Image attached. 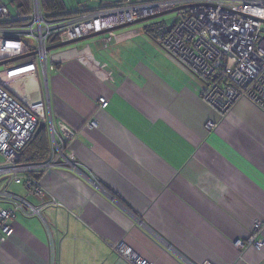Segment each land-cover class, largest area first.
Listing matches in <instances>:
<instances>
[{
	"label": "crops",
	"instance_id": "crops-1",
	"mask_svg": "<svg viewBox=\"0 0 264 264\" xmlns=\"http://www.w3.org/2000/svg\"><path fill=\"white\" fill-rule=\"evenodd\" d=\"M117 1L59 0L65 15ZM145 26L56 49L63 58L37 70V101L9 84L23 103L44 100L51 112L56 130L46 122L41 131L50 154L36 164L48 162L62 141L60 124L75 137L41 170L45 198L57 204L43 218L18 213L10 221L0 264H131L114 250L120 242L153 264H186L181 256L193 264H264V245L235 246L264 222V110L241 98L221 116ZM24 78L13 80L25 88ZM7 188L36 205L46 201L24 184Z\"/></svg>",
	"mask_w": 264,
	"mask_h": 264
},
{
	"label": "built area",
	"instance_id": "built-area-1",
	"mask_svg": "<svg viewBox=\"0 0 264 264\" xmlns=\"http://www.w3.org/2000/svg\"><path fill=\"white\" fill-rule=\"evenodd\" d=\"M169 14L176 15L173 21H160ZM159 15L163 16L154 18ZM11 19V10L0 1V62L34 52V60H39L45 71L49 61L57 62L63 58L49 51L55 44L97 33L108 34L104 39L110 41L116 28L141 20H157L146 24L145 31L198 79L201 96L209 107L225 116L236 101L248 98L264 110V0H120L97 10L56 20H48L40 0H34L28 22L7 25ZM10 65H3L6 69L0 74L23 67H33L34 73H38L35 62L17 67ZM100 102L103 108L107 107L106 98H101ZM46 122L56 130L44 100L33 106L23 103L0 77V153L4 157L0 163V181L5 185H0V201L9 205L0 207V244L13 235L10 221L18 213L43 218L44 208L57 204L55 200H46L40 179L35 174L57 163V156L63 155L66 141L73 139L75 133L60 124L62 141L55 144L48 162L25 164L20 161L21 151L39 126ZM95 122L87 126L91 127ZM215 125V121L209 120L206 126L212 129ZM11 182L24 184L29 195L46 201L36 205L9 192L7 187ZM263 226V221L255 223L251 237L236 241L235 246L240 251L250 245L263 247L264 240L259 236ZM113 248L131 264H153L124 242ZM181 258L186 264H193Z\"/></svg>",
	"mask_w": 264,
	"mask_h": 264
},
{
	"label": "trees",
	"instance_id": "trees-1",
	"mask_svg": "<svg viewBox=\"0 0 264 264\" xmlns=\"http://www.w3.org/2000/svg\"><path fill=\"white\" fill-rule=\"evenodd\" d=\"M5 3L9 9L11 10L12 19L7 23L21 25L28 22V18L30 17L33 3L30 4V0H11V3L16 5L15 12L10 8V2H6L4 0H0ZM120 1V0H119ZM118 2V1H117ZM41 7L43 12L46 14V18L48 20H56L64 17H72L77 14L65 15L63 13L65 9L59 0H41ZM85 12V11H83ZM82 13V11H81ZM80 14V13H79ZM8 25V24H7ZM42 125V124H41ZM39 126L35 135L31 138L28 144L21 151V163L35 164L37 160L42 161L45 160V157L50 154V147L48 146L47 137L41 131H44L47 128V123L43 124V126ZM42 173L35 174L37 179H41Z\"/></svg>",
	"mask_w": 264,
	"mask_h": 264
},
{
	"label": "bare ground",
	"instance_id": "bare-ground-1",
	"mask_svg": "<svg viewBox=\"0 0 264 264\" xmlns=\"http://www.w3.org/2000/svg\"><path fill=\"white\" fill-rule=\"evenodd\" d=\"M145 23V22H144ZM33 68V67H32ZM29 68V67H23L20 68V70H13L10 71L8 73H4V75L2 76L4 78V81L7 82V84L11 85L12 87H14V89L18 92V93H23V92H30L32 94L31 96V100L33 101H37L38 100V96H37V92H38V82H37V77L36 74L34 73L33 69ZM20 77V79H22V77L24 76V82L26 84V87L23 88L25 85L21 86L17 84V81L13 80L15 76Z\"/></svg>",
	"mask_w": 264,
	"mask_h": 264
},
{
	"label": "water",
	"instance_id": "water-1",
	"mask_svg": "<svg viewBox=\"0 0 264 264\" xmlns=\"http://www.w3.org/2000/svg\"><path fill=\"white\" fill-rule=\"evenodd\" d=\"M161 16H163V15H159V16H156L154 18L161 17ZM151 19H153V18H151ZM144 21L145 20L136 21V22L130 23L128 25L138 24V23H142ZM170 29H171V27H170ZM98 35H100V34L97 33V34H93V35H90V36H87V37H83V38L78 39V40H75V41L58 43V44H55V45L49 47V51H52V50H56V49L65 47L67 45L73 44V43H75L77 41H80V40H85V39H88V38H93V37H96ZM35 54L36 53L32 52V53H28V54H25V55H22V56H19V57H16V58H12V59H9V60L2 61V62H0V67L3 66V65H6V64H12V63L17 62V61H21V60H25V59L31 58V57L35 56ZM43 124L44 123H42L41 126H43Z\"/></svg>",
	"mask_w": 264,
	"mask_h": 264
},
{
	"label": "rangeland",
	"instance_id": "rangeland-1",
	"mask_svg": "<svg viewBox=\"0 0 264 264\" xmlns=\"http://www.w3.org/2000/svg\"><path fill=\"white\" fill-rule=\"evenodd\" d=\"M4 1H6L7 3L9 2V0H4ZM12 8H13V6L11 5V4H9ZM10 7V8H11ZM175 14H169V15H166V16H164V17H161L160 18V21H163V20H168L169 22H171V21H173V19L175 18ZM157 21V20H156ZM155 20H153V21H149V22H142V23H138V24H136L137 26H144L145 24H149V23H151V22H156ZM57 50H60V49H57ZM57 50H55L54 52H52V54H54ZM37 59H39V58H37ZM26 61H35L34 60V58H31V59H26V60H23V61H20L19 62V64H21V63H24V62H26ZM40 61L38 60L37 61V67H36V71L37 70H40L39 68H40ZM16 65H18V64H15V65H10L9 67H14V66H16ZM6 69V67H0V72H2V71H4ZM4 74H2L1 76H3ZM42 76V74H40V77ZM2 160H4V157L0 154V163L2 162ZM14 188V187H13Z\"/></svg>",
	"mask_w": 264,
	"mask_h": 264
}]
</instances>
